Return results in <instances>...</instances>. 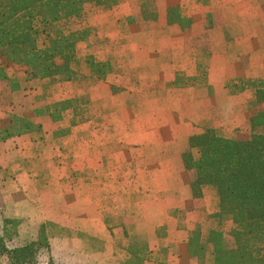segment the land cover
I'll use <instances>...</instances> for the list:
<instances>
[{"label": "rangeland", "instance_id": "1", "mask_svg": "<svg viewBox=\"0 0 264 264\" xmlns=\"http://www.w3.org/2000/svg\"><path fill=\"white\" fill-rule=\"evenodd\" d=\"M201 1L211 8L215 26L223 25L227 39L240 44L239 48L226 49L236 61L230 65L232 74L248 77L225 83L218 103L212 102L207 106L209 112L203 113L208 117L203 125L213 126L228 138H245L247 120L264 109V104L256 107L249 100L251 94L254 98L253 82L264 79V0ZM194 5L189 1L187 6L191 9ZM134 19L133 23L140 22L137 17ZM95 22V26L87 25L88 37L78 44V55L94 57V53H99L96 56L105 57L101 62H107L109 72L89 87L76 88L73 83H65L57 95L48 99L55 102L72 96L85 97L86 111L81 107L80 114L86 121L71 127L69 133L54 137L52 131L68 123L60 126L44 121L45 144H33L38 148L34 151L37 159L32 164L25 161L24 169L29 166L31 170H27L25 178L18 179L24 187H0V236L8 233L11 237H6L5 242L13 247L30 241L44 222L71 232V237L50 238V248L40 254L38 264H127L133 260L136 264H194L186 251V221L194 214V224L204 223L205 211L200 200L185 203L181 198L186 182L180 155L186 151L187 143L173 138L177 128L171 114L159 112L155 120V112H146L145 105L137 110V96L128 95L126 100L117 97L142 85L131 72L129 78L119 79L126 61L118 48L99 44L111 37L113 29L118 32L112 38L128 34L131 23L116 22L112 26L106 17H98ZM149 27L143 24L142 30ZM191 29L193 40L184 37V46L192 43L193 49L206 52L202 47L208 45L207 38H200L203 26L196 24ZM178 66L174 69H180ZM9 73L22 75L11 69ZM194 77L184 74L189 84L198 85L201 100L211 98V87ZM244 89L248 90L245 96H235ZM34 95L32 91L14 95L9 86H0V122L11 112L32 116L33 110L41 106ZM236 103L243 105L241 110ZM25 139L13 137L3 144L10 151L17 142L29 141ZM2 151L0 145V158ZM5 178L9 176L0 175V180ZM11 178L9 181L18 185L17 177ZM204 201L206 207H213L210 196ZM5 220L13 222L5 224ZM230 226L226 224V230ZM79 232L94 240L79 238Z\"/></svg>", "mask_w": 264, "mask_h": 264}, {"label": "trees", "instance_id": "2", "mask_svg": "<svg viewBox=\"0 0 264 264\" xmlns=\"http://www.w3.org/2000/svg\"><path fill=\"white\" fill-rule=\"evenodd\" d=\"M119 2L0 0V86H9L14 95L32 91L36 93L35 101L41 103L32 116L8 113L0 122V142L25 136V140L41 146L47 134L44 121L60 126L68 123L54 129L52 137L65 135L71 127L86 121L80 114L81 107L86 111L85 97L72 96L55 102L48 99L57 95L65 83H73L76 88L89 87L108 74L107 62L91 55L80 57L77 46L88 37L89 12L109 11ZM213 17L212 13L203 17L205 30L215 26ZM166 19L168 26H176L184 37L193 40L192 19L183 15L180 8L169 9ZM138 20L148 25L156 22L152 2L141 4ZM200 38L206 39V33ZM187 46L194 47L192 43ZM202 49H206L203 55L207 56L209 47ZM10 69L22 75L10 74ZM184 74L175 71V86L190 85ZM206 77V66L197 65L194 80L205 85ZM252 87L253 105L260 107L264 104V79L253 82ZM246 133L245 138H226L207 126L188 137L187 149L180 155L192 199L199 201L203 197V186H211L217 199L215 212L187 233L186 251L194 264H264V109L247 120ZM12 222L5 220V224ZM226 224L231 225L228 230ZM7 234L0 236V264H38L40 254L50 248V238L71 237V232L50 222L39 224L34 237L18 246H7L5 239L11 237ZM77 236L94 240L80 232Z\"/></svg>", "mask_w": 264, "mask_h": 264}, {"label": "crops", "instance_id": "3", "mask_svg": "<svg viewBox=\"0 0 264 264\" xmlns=\"http://www.w3.org/2000/svg\"><path fill=\"white\" fill-rule=\"evenodd\" d=\"M150 1L154 5L156 22L152 23L148 30H142L143 24H148L146 22H129V19L139 17L140 6L144 3V0H120V2L109 11L92 10L87 17V25L95 26V20L98 19V17H106L112 21V26H114L116 22L131 23L128 24L130 31L128 34L118 36V38H112V35H117L118 32V30L113 29V31H111L113 33L110 35L111 37L103 39V43L99 44V47L118 48L121 58L126 61L125 68L122 69L121 74L118 76L119 79L129 78L128 74L134 73L140 85H142V87L137 89L132 88V90L129 89L127 92L120 93L117 97L126 100L128 95L137 96V110L139 106L143 108L145 105L146 112H155V120H157L159 112L171 114L177 128L173 138H179V142L187 143L188 137L199 134L202 132V129L210 126L203 125V123L208 120V117L203 115V113L209 112V107H207L209 104L214 101L218 103V94L221 92L220 90H224L225 83L231 80L235 81L236 77L243 80L248 78L245 72V76H240L238 74L235 76V74H232L230 68L231 63L235 64L234 62L236 61H233V56L230 55L226 49L231 46L235 49L239 48L240 44H238L236 40L234 43L231 39H227V30L224 29L223 25L213 26L205 30L202 23L203 17L206 13H209L211 8L205 7V3L201 0ZM189 1L195 3L191 9L187 6ZM177 7L180 8L183 15L192 19L193 25L200 24L203 26L204 32L207 34L208 42V45L205 46L210 49L207 56L203 55V52L197 49H189L187 46H184L185 38L182 33L176 26L167 25V11ZM94 54V57L99 55V53ZM102 54L105 55L104 53ZM95 59L101 62L105 57L99 58L96 56ZM183 64L186 65V68L183 67ZM199 64H204L206 66L207 77L205 85L211 87L210 89L213 91L212 97L209 99L201 100L198 94L199 88L196 84H190L186 88L177 87L174 84L175 71H184L187 76H195L196 67ZM175 65H179L178 67H180V69H174L176 68ZM112 76L113 78L116 77L114 74H112ZM171 84H173V86L169 88ZM247 91V89H244L235 96H245ZM249 97H251L249 100H254L252 94L251 96L249 95ZM232 104L233 103L229 104L231 108L234 106ZM123 105L127 106V101ZM189 105L191 106L190 108ZM236 106L241 110L240 107L243 105L236 103ZM122 109L123 108H121V110ZM18 139L24 141L22 138ZM22 141L21 143L17 142L16 147L10 151H6V145L0 142L3 150L0 159L4 162L0 161V175L7 174L9 176V178H5L4 181L2 179L0 180V187H24L23 184L18 183V179H22L24 176L26 177L27 170H31L29 166H27V170H25L24 167L28 162L31 164L35 162L37 154L34 151L38 148L33 147V143L30 141ZM184 147L187 148V144ZM10 158L15 161L12 162ZM11 176L17 177L15 180L18 185L14 181H9V179H12ZM181 190L183 192L181 196L183 202L188 203L193 201L190 188L187 184H185V187ZM202 193L203 197L200 199V202L205 211L204 215L207 216L215 212L217 199L211 186H203ZM208 196L213 200V207L211 209L206 207L207 204L205 203L206 201H204ZM194 216V214L188 216L185 234H187V231L194 224ZM184 239L186 240V238ZM182 244L183 242L180 241L179 245Z\"/></svg>", "mask_w": 264, "mask_h": 264}]
</instances>
